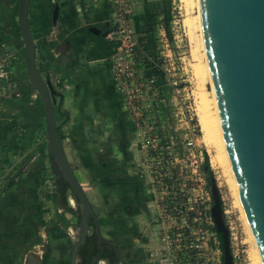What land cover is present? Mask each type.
Here are the masks:
<instances>
[{
	"label": "rangeland",
	"instance_id": "obj_1",
	"mask_svg": "<svg viewBox=\"0 0 264 264\" xmlns=\"http://www.w3.org/2000/svg\"><path fill=\"white\" fill-rule=\"evenodd\" d=\"M14 1V6L7 7L0 0V139H3L5 143L12 142L11 145H5L9 148L11 155L22 156L28 148H31L46 134V120L42 98L29 78L25 57L26 50L19 28V1ZM69 1L71 0H30L29 21L31 20L30 25H32L33 31L37 33L39 30H43V22L40 21V18L44 13H47L49 8H53L56 3L64 6ZM77 1L81 3L85 0ZM141 1L142 4L144 2L143 6H147V10L154 15V22H146L144 26L150 24L151 28L152 26L156 28L155 30L146 29V31L141 30L142 32H139L141 40L144 44L146 42L147 52L152 58L151 61H147L145 64V67H149L151 70L145 76L156 80V83L149 88L150 104L152 106L150 121L158 128L161 140L171 142L177 148L183 147L188 134H190L191 127L198 132L199 139H197V143L204 154L206 152L209 154L210 165L222 197L224 216L230 231L235 262L236 264H256L252 257L253 243L249 237L246 220L231 173L225 169L224 163V167H218L213 164L212 153L202 138L201 115L206 114L207 117L209 116L208 118L212 120L214 126L215 122L213 96L210 94L212 83L205 67L206 57L198 20V0ZM137 5L138 3L136 7ZM81 15L84 18V12ZM113 26L114 23H109L106 29L109 28L111 30ZM73 56V54H65L62 56V60L61 58L59 59L57 52L52 49L50 38L49 43L47 42L42 48L39 45L37 46L36 64L39 71L45 79L51 81L55 90L62 95V99L61 97L57 98L55 110L57 124L61 134L64 136L65 145L69 152H73L74 149L75 141H73V138L76 134L73 130V124H77L76 114L78 113V109H72V107L76 106L80 100H75L73 104L70 102L71 105H68L63 93L65 90L70 89L71 86L74 87L77 84L75 82L77 75L73 73L76 72L77 68L71 69L73 71L70 72H68V68L72 66L80 67L81 63L74 59L65 62L64 58H73ZM114 82L115 87H117L115 73ZM61 85L64 87L62 88ZM116 90L119 103L124 102L123 96L117 88ZM127 112L130 117L127 122L132 129H135L133 135L137 138L136 147L139 148V156L144 160L149 180H152L148 152L141 146L132 113L129 110ZM82 115L83 113L78 116V119ZM102 123L101 118L96 116V121L88 122L87 125L92 124V126H95ZM11 138L13 141H11ZM212 140H214L215 144L219 143L214 134ZM96 147L103 149L104 146L102 143L101 145L97 144ZM36 150H38V156L46 160V168L49 170L51 183L56 185L60 177L51 164L47 143L45 142ZM113 156H118L117 152ZM5 173L1 176L5 175ZM21 173L15 176L13 183L20 181ZM81 174L80 177L82 178L84 173ZM2 180H5V178L0 177V181ZM82 181L86 183L84 179ZM86 187L95 205L93 207L99 218L101 234L103 237L105 235V237L110 238L111 236L109 235H111L115 227V197L110 195L111 200H108L107 197L100 196L96 186L91 184L89 186L86 183ZM43 189L48 191L42 190L40 193L43 201L40 198L37 199L41 211L34 208L38 212L33 214L34 220H37V218L40 220L42 217L44 224L55 225L58 229L50 234L48 239L40 236L38 239L39 247L34 251H41L40 245L46 244V241H48V245L51 247L55 259L58 260V264H68L72 251L71 247L79 240V235H75L74 230L79 228L81 205L77 199V206L73 207L70 205L67 194L71 192V189L67 184H64V194H59L54 198L46 196L50 194L51 186L46 184ZM207 190L211 195L208 186ZM54 192L52 191L51 194ZM155 193L159 206L160 195L156 191ZM106 200L109 203L108 201L105 203ZM105 215L110 220L104 219L106 220L104 221L101 219V224L100 216L105 218ZM19 217L26 220L29 215L25 214L24 216V214H21ZM156 219L158 220V218ZM161 221L162 225L160 223L157 231L151 228L146 234L144 229H141L143 234L140 235L151 238L149 245H135L131 249L133 250L132 255H125L129 259L128 264H155L154 258L151 257V252L160 245L159 239L163 231L162 218ZM130 225L131 223H129ZM132 228L130 226V229L126 230L128 232L127 236L138 235V230ZM38 231H40V235L42 233L43 236H46L42 228ZM97 253L95 235L91 234L79 252V264H92L91 257ZM120 254L121 251L118 249L114 252L105 250L101 257L118 258ZM221 258L222 252L219 253L218 258L215 251L209 250L205 252L203 260H196L193 264H221Z\"/></svg>",
	"mask_w": 264,
	"mask_h": 264
},
{
	"label": "crops",
	"instance_id": "obj_2",
	"mask_svg": "<svg viewBox=\"0 0 264 264\" xmlns=\"http://www.w3.org/2000/svg\"><path fill=\"white\" fill-rule=\"evenodd\" d=\"M143 4L141 0H138L137 7L129 15V23L138 32L146 31V29L155 30L156 28L154 26L151 28L150 24L144 26L146 22H154V15ZM56 5L59 4L56 3L54 9ZM59 7L56 23L53 22L54 9L49 8L40 18L43 22V30L35 33L32 25L30 28L36 48L38 45L42 48L47 42L49 43L50 38L52 49L57 52L59 59L62 60L65 54H73V58H64V61L69 62L74 59L81 63L80 67L68 68V72L77 68L76 72H73L77 75L75 79L77 84L63 93L68 105L73 104L75 100H80L76 106L72 107V109H78L77 124H73L76 134L73 138L75 141L73 152L67 150L61 130L60 136L69 162L92 206L95 205L92 196L88 193L86 183L89 186L90 184L96 186L100 196L107 197L108 200H111L110 195L115 197V227L109 235L112 238L105 235L102 238L108 241L113 249L121 251L117 264H128L129 259L125 255H132L131 249L135 245H149L151 238L140 235L143 234L141 229H144L146 234L151 228L157 231L162 221L156 193L150 184L152 180H149L144 160L139 156V148L136 147L137 138L133 135L135 129H132L127 122L130 120L128 109L122 100L123 103H119L116 96L113 56L101 60H89L87 56L88 41L84 28L94 27L97 24L103 27L108 26L109 23L115 24L117 12L112 0H85L81 3L71 0L64 6L60 4ZM82 12L85 14L84 18L81 15ZM140 72L145 76L151 70L142 64ZM61 87L64 86L61 85ZM81 99H83L82 104ZM82 113L83 115L78 119ZM96 116L100 117L103 123L95 126L87 125L88 122H95ZM96 140L98 145L103 143V149L96 147ZM11 141H13L12 138ZM11 143H5L3 139H0V177L5 178L0 181V264H58L48 241L40 245L41 251H34L39 247L40 236L48 239L49 235L58 228L55 225L44 224L42 217L40 220L37 217V220H34L33 216L34 213H38L36 209L41 211L37 199L40 198L43 201L40 193L42 190L48 191L43 189L44 185L51 186L50 194L46 195L49 196L56 193L57 184L51 183L46 160L38 156V150H34L7 174L9 166L21 156L9 153V148L5 145H11ZM115 152L118 156H113ZM3 173L5 175L1 176ZM19 173H21L20 181L13 183V179ZM82 179L86 183H83ZM54 189H56L55 192ZM52 191L53 194H51ZM21 214L24 216L28 214L29 217H26V220L21 219L19 217ZM104 217L100 216V222L101 219L110 220L107 215ZM129 223L131 227L138 230V235L127 236L126 230L130 229ZM41 228L46 236L42 233L40 235L38 230Z\"/></svg>",
	"mask_w": 264,
	"mask_h": 264
},
{
	"label": "water",
	"instance_id": "obj_3",
	"mask_svg": "<svg viewBox=\"0 0 264 264\" xmlns=\"http://www.w3.org/2000/svg\"><path fill=\"white\" fill-rule=\"evenodd\" d=\"M18 1L28 74L43 101L46 134L10 166L7 174L47 143L54 170L81 205L79 240L73 246L72 255V264H77L79 250L88 236L94 231L101 239L98 217L64 149L53 98L55 88L36 64L37 48L29 23L30 0ZM2 2L7 7L15 5L14 0ZM59 8L56 5L54 9V23ZM202 10L225 143L264 264V0H202ZM210 193L213 197L211 214L217 232L222 235L225 264H234L230 231L215 177L210 178Z\"/></svg>",
	"mask_w": 264,
	"mask_h": 264
},
{
	"label": "built area",
	"instance_id": "obj_4",
	"mask_svg": "<svg viewBox=\"0 0 264 264\" xmlns=\"http://www.w3.org/2000/svg\"><path fill=\"white\" fill-rule=\"evenodd\" d=\"M117 20L105 38L119 42L113 55L117 89L132 113L141 146L150 161L152 187L160 195L163 220L160 245L151 252L155 264H193L216 241L211 214L213 199L203 171L205 154L197 143L198 132L191 127L182 148L161 140L150 121L149 88L156 80L141 75L140 67L151 61L146 42L129 23L138 0H113ZM236 264V262H235Z\"/></svg>",
	"mask_w": 264,
	"mask_h": 264
},
{
	"label": "bare ground",
	"instance_id": "obj_5",
	"mask_svg": "<svg viewBox=\"0 0 264 264\" xmlns=\"http://www.w3.org/2000/svg\"><path fill=\"white\" fill-rule=\"evenodd\" d=\"M198 9H199V14H198V20H199V27L201 30V41H202V45L204 48V53H205V57H206V70H207V74L208 77L211 80L212 83V90L211 96H213V104H214V122H215V126L213 125V122L210 118L207 117L206 114H202L200 117V124L202 127V131H203V140L205 142V144L208 146V149L210 150V152L212 153V162L214 165H217L218 167H224L225 164V169L229 170L232 176V180H233V184L236 188L237 191V195L239 197V202L242 208V212L244 215V218L246 220V224H247V228H248V232H249V237L251 242L253 243V252H252V257L253 260L256 264H263V257H262V253H261V248L259 245V242L256 238L255 232L253 230V227L251 225V222L249 220V217L245 211L242 199H241V195H240V191H239V187L237 184V180H236V176H235V172L231 163V159L229 157V153L227 150V146L225 143V138H224V133H223V128H222V123H221V117H220V113H219V107H218V102H217V97H216V92H215V87H214V83H213V78H212V74H211V66H210V61H209V55H208V49H207V44H206V37H205V30H204V23H203V10H202V0H198ZM214 136L217 138V141L219 142L218 144H215L214 140H212V136ZM199 139V138H198ZM224 163V164H223ZM68 197V201L70 203V205L77 206V200L76 198L73 196L72 192H69L67 194ZM74 234L78 236L79 234V229L76 228L74 230ZM99 264H114L113 261H111L109 258H101L99 260Z\"/></svg>",
	"mask_w": 264,
	"mask_h": 264
},
{
	"label": "trees",
	"instance_id": "obj_6",
	"mask_svg": "<svg viewBox=\"0 0 264 264\" xmlns=\"http://www.w3.org/2000/svg\"><path fill=\"white\" fill-rule=\"evenodd\" d=\"M87 41H88V46H87V56L89 60H101V59H106L111 56H113L116 52V49L119 46V42H112L109 41L105 38V34L107 32L106 27H103L101 24H97L94 27H85L84 28ZM61 97L62 95L58 93L55 90V93L53 95L54 102L56 105L57 98ZM59 133H60V128ZM203 171L206 175L207 178V183L208 187L210 188V178L214 177V173L212 171L211 165H210V157L209 154L206 152L205 153V161L203 165ZM56 172V171H55ZM58 176L60 177V174L57 172ZM64 181L59 178L57 182V191L53 195H49L48 197H57L59 194H64ZM212 196V194H211ZM213 199V197H212ZM224 210V208H223ZM219 239L221 242V249L223 248V239L222 235L218 232Z\"/></svg>",
	"mask_w": 264,
	"mask_h": 264
},
{
	"label": "flooded vegetation",
	"instance_id": "obj_7",
	"mask_svg": "<svg viewBox=\"0 0 264 264\" xmlns=\"http://www.w3.org/2000/svg\"><path fill=\"white\" fill-rule=\"evenodd\" d=\"M56 188H57V186H56ZM92 226V230L94 229V224H92L91 225ZM79 229V228H78ZM216 231H217V229H216ZM91 234H94L95 235V239H96V248H97V254L96 255H93L92 257H91V262H92V264H99V260L101 259V258H109L111 261H113L114 262V264H117L118 263V258H112V257H107V256H105V257H101V255H102V253L105 251V250H110L111 252L113 251H115L114 249H113V247H111L110 246V244H109V242L108 241H106L105 239H103L102 238V235H101V239L96 235V233L93 231ZM90 234V235H91ZM79 235V234H78ZM89 237V236H88ZM88 239V238H87ZM87 241V240H86ZM78 242V241H77ZM76 242V243H77ZM75 243V244H76ZM232 242H231V239H230V244H231ZM86 244V243H85ZM223 244V243H222ZM73 246H74V244L72 245V247H71V256H70V258H69V264H72V255H73ZM84 246V245H83ZM83 246L80 248V250L83 248ZM80 250H79V252H80ZM209 250H211V251H215V253L217 254V256H218V258H219V253L220 252H222V258H221V264H225V249H224V244H223V248L221 249V242H220V239H219V235H218V232H217V234H216V241H214V243L211 245V246H209L206 250H205V252L206 251H209ZM205 252L202 254V256H201V259L203 260L204 259V257H205ZM231 253H232V255H233V259H234V264H235V255H234V250H233V248H232V244H231ZM77 264H79V254H78V259H77ZM202 264H204V263H202Z\"/></svg>",
	"mask_w": 264,
	"mask_h": 264
}]
</instances>
